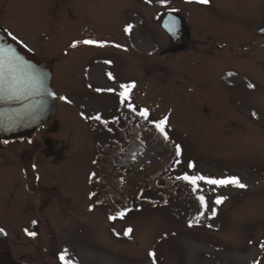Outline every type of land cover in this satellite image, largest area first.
I'll use <instances>...</instances> for the list:
<instances>
[{"label": "rangeland", "instance_id": "1", "mask_svg": "<svg viewBox=\"0 0 264 264\" xmlns=\"http://www.w3.org/2000/svg\"><path fill=\"white\" fill-rule=\"evenodd\" d=\"M184 1L74 2L89 23L73 21L69 38L56 42L57 57L45 58L60 83L57 112L44 127L53 130L59 153L47 174L54 196L41 208L51 228L47 233L42 227L36 237L41 247L11 243L3 251L7 257L30 264H62V255L68 264H264L260 24L245 32L250 27L235 11L216 4L209 8L211 21H201ZM230 1L246 8L239 10L243 15L264 12V0ZM168 11L187 16L192 28L193 40L184 50L169 49L174 42L161 27ZM82 86L83 93L74 91ZM145 109L147 117L141 115ZM161 120L164 133L156 127ZM158 133L175 153L141 152L121 180V173L104 167L106 152L98 154L100 148L132 151ZM97 158L107 176L100 182L91 177ZM178 175L236 177L246 186L199 181L185 187ZM102 196L117 199V205L127 197L152 198L138 209L129 201L126 208L135 209L125 208L123 217L112 220L110 205L99 202ZM200 196L203 211L191 221Z\"/></svg>", "mask_w": 264, "mask_h": 264}, {"label": "flooded vegetation", "instance_id": "2", "mask_svg": "<svg viewBox=\"0 0 264 264\" xmlns=\"http://www.w3.org/2000/svg\"><path fill=\"white\" fill-rule=\"evenodd\" d=\"M76 1L79 0H0V32L22 42L40 61L50 67V84L55 99L56 88L60 83L57 82L52 62L46 61L45 58L57 57L56 42L62 39V36L69 38L73 21L82 23L87 21L86 23H89L88 14L78 16L77 11L80 9L74 4ZM184 4L191 9L198 10L193 14H197L201 21H211L212 12L209 8L214 4L224 9L223 11H230L231 13L235 11L240 19L250 27L245 32L252 31L256 24H260L256 30L257 36L264 38V12L255 16L243 15L239 10L246 8L232 3L230 0L225 3L209 0L207 4L184 1ZM261 5L263 7L261 10H263L264 2ZM173 11L175 10L173 9ZM173 11H168L166 14L175 13L180 18L181 35L177 38L178 41H175V38L162 25L161 27L174 42L169 49L180 51L188 48V42L193 40L194 35L192 28L188 25L187 16H182ZM231 18L235 17L231 15ZM57 26L62 27L59 32ZM249 35L257 38L254 33ZM66 53L67 50H62L61 55ZM85 88L82 86V88H77L74 91L83 93ZM56 112L57 107L55 114ZM46 124L24 137L0 139V228L3 230L0 231V255L9 264H30L23 259L7 257L3 251L10 248L9 244L16 243L20 246L36 244L41 247L42 244L36 237L42 227L45 228V232L49 233L47 228L49 225L41 208L43 204L45 205L50 201H47V198L51 199L54 196L50 184H46L50 181L47 174L59 161V153L57 152L56 140L53 138V130L44 129ZM25 193L28 194L26 197ZM32 232L35 233L34 236L29 235ZM53 236L52 234L49 235L51 238ZM51 238L48 242L50 249ZM54 259L55 257L52 261ZM49 261L51 264V259ZM42 264H47V262L44 261ZM62 264H68L66 257L62 260Z\"/></svg>", "mask_w": 264, "mask_h": 264}, {"label": "water", "instance_id": "3", "mask_svg": "<svg viewBox=\"0 0 264 264\" xmlns=\"http://www.w3.org/2000/svg\"><path fill=\"white\" fill-rule=\"evenodd\" d=\"M173 20L176 27L170 31ZM180 22L175 13H167L161 20L175 41L181 35ZM9 56L17 58L15 67L9 65ZM34 79L41 81L39 88ZM50 82V67L22 42L0 32V139L30 135L53 118L56 105ZM0 264L9 263L0 255Z\"/></svg>", "mask_w": 264, "mask_h": 264}, {"label": "trees", "instance_id": "4", "mask_svg": "<svg viewBox=\"0 0 264 264\" xmlns=\"http://www.w3.org/2000/svg\"><path fill=\"white\" fill-rule=\"evenodd\" d=\"M167 150H173L174 153L176 152V149L172 148V144L169 143V142L164 141L163 135L158 133V134H155L153 137L148 138L146 144L138 142L135 145V147L133 148L132 151H130V149H123V150L121 149V150H115V151H108V148H107V145H106L105 147H102V148L99 149V153L98 154H104L106 152V158L103 159L104 167H108V168H112L113 170H116L117 175L119 173H121V174L118 175V176H120L119 178L121 180L122 178H124L123 174L127 173L132 168L133 159L134 158L136 159V157H137V155L139 153L144 152V151L145 152H150V151L163 152V151H167ZM176 156L178 157V155H176ZM94 163L96 164V166L98 168V171L97 170H93L91 172L92 179H95V180L97 179L99 182L101 180H103V179L106 180V178H107L106 171H105V175H104V173H103L104 170L100 169L101 162L98 160V158H97V160L94 161ZM105 170H106V168H105ZM174 176L176 177V175H174ZM178 176L180 177L181 175H178ZM182 177H183V175L180 178H178L179 181L181 183H183L185 185V187H186V185L189 186L190 182H188L186 180H183ZM119 178L118 177L115 178V180L113 182L114 185H115V181L119 182ZM111 181L112 180L109 178L108 182L105 183V184L107 185ZM113 183H112V186H113ZM92 193H93L92 194L93 197H95L96 194H97V192L96 193L92 192ZM110 195L112 196V194H110ZM151 198L147 196V197H145V199L142 198V200H141L140 198H137V197H136V199L133 198V197L132 198L127 197L126 198L127 200H125L124 203H122V204L119 203L117 205L115 203V201L117 199L110 198V200H109V196H105V197L102 196V198L99 199V202H102V203H104L106 205H110L111 211L108 213L109 218L112 219V220H116V218L121 217L120 213H121V211H123V209L126 208V205L128 204L129 201L133 202L135 207L138 209L139 206H142L144 201L150 200ZM203 208H204V205H202V203L199 200L197 202V208H195V210H193L194 211L193 215L190 216V220L192 221L193 218L195 217V215L198 214V212L203 211ZM128 209L131 210L128 213H131L133 211V209H135V208H126L127 211H128Z\"/></svg>", "mask_w": 264, "mask_h": 264}, {"label": "snow or ice", "instance_id": "5", "mask_svg": "<svg viewBox=\"0 0 264 264\" xmlns=\"http://www.w3.org/2000/svg\"><path fill=\"white\" fill-rule=\"evenodd\" d=\"M187 2H189V3H191V2H196V3H201V4H207V3H209V0H187ZM130 27H131V26H129V28H126L125 31H129V30H130ZM175 27H176V21L173 20V21H172V27L170 28V31H174V30H175ZM84 43H85V44H95L96 41H94V40H85ZM117 46H118V45H117ZM72 47H75V44H73ZM16 59H17V58H15V57H13V56H9V58H8V63H9V65L15 67V66H16V65H15V60H16ZM229 75H231V73H230ZM40 85H41V81H40L39 79H34V86L37 87V88H39ZM249 87L251 88V87H253V86L250 84ZM109 91H114V90H113V89H109ZM120 95H121V96H124L125 93L122 92V93H120ZM60 99L67 101V97H63V96H62V97H60ZM129 107H132V106L129 105ZM141 115L144 116V117H147V116H148V111H147L146 109L143 110V111L141 112ZM95 119L99 120L100 117L97 116V117H95ZM165 123H166V121L161 120V121L156 125V127L159 129V131H160L161 133H164V132H165V128H164ZM165 138H167L166 134H165ZM178 151H179V150H178ZM178 178H180V177H178ZM182 179H184V180H186V181H189L193 186L197 185V183H198L199 181H204V182H206V183L209 184V185H220V186H225V185H233V184H234V185H238V186L241 187V188H243V187L246 186V185L242 184V183L239 181V179L236 178V177H229V178H224V179H213V178L205 177V176H202V175H192V176L184 175V176L182 177ZM199 200H200V202L203 204L205 198H204L203 196H200V197H199ZM216 203H221V200H220V199H217V200H216ZM120 215H121V217H123L124 213L121 212ZM113 218H114V217H113ZM0 231H2V230H0ZM131 231H132L131 229H128L127 232H126V234H127L128 232H131ZM29 235H33V236H34L35 233L32 232V233H29ZM150 255H154V254H150ZM60 259H61V260H64L65 258H64V256L62 255V256L60 257Z\"/></svg>", "mask_w": 264, "mask_h": 264}]
</instances>
